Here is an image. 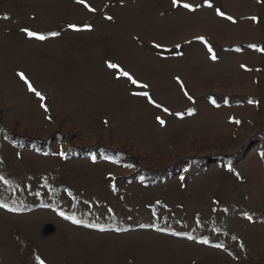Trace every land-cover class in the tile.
<instances>
[{"label":"rangeland","instance_id":"rangeland-1","mask_svg":"<svg viewBox=\"0 0 264 264\" xmlns=\"http://www.w3.org/2000/svg\"><path fill=\"white\" fill-rule=\"evenodd\" d=\"M262 49L264 0H0V198L138 227L0 207V264H264Z\"/></svg>","mask_w":264,"mask_h":264},{"label":"snow or ice","instance_id":"snow-or-ice-1","mask_svg":"<svg viewBox=\"0 0 264 264\" xmlns=\"http://www.w3.org/2000/svg\"><path fill=\"white\" fill-rule=\"evenodd\" d=\"M80 2L83 3L84 0H80ZM173 3H174V5H177V4H178V0H173ZM183 7H185V8H191L192 6L189 5V4H184ZM91 10L94 11V9H91ZM218 14L221 15V16L224 15V13H223V12H220L219 10H218ZM4 18H7V17H4ZM227 18H228L229 20L232 19V17H227ZM252 19L255 20L256 18L253 17ZM69 27L75 28L76 26H75V25H70ZM86 27H90V26H86ZM24 31L27 33V35H28L29 37H35V38H37V39H39V40H45V39L47 38L45 35H41V34H38V33H36V32L29 31V30H27V29H24ZM49 35H51V36H57V35H59V33L53 32V33H50ZM200 39H203V38H200ZM157 47H160V46L157 45ZM251 47H255V46H251ZM209 51H211V48H209ZM262 51H264V49H262ZM216 58H217V57H216L215 55L212 56V59H213V60H215ZM108 66H109L110 68H117V67H118V65L111 64V63H110ZM19 75L21 76V79L25 80V82L28 83L29 90L35 92L36 95L40 96L41 99L43 100V99H44L43 95H42L41 93H39V92H36V89L31 85L30 82L27 81V77H26L23 73H20ZM122 75L125 76V77H128L129 80H130L133 84H137V85H139V82L136 81L134 78H132L131 75H130L128 72L124 71V72H122ZM142 87H147V85H142ZM142 95H144V96H148V93L145 92V93H142ZM152 102L154 103V101H152ZM250 102H251V101H250ZM164 111L167 112L168 109H164ZM189 114H191V111L189 112ZM160 123H161V124H164L165 122H164L163 120H160ZM62 155H63V154H62ZM2 179H3V177L0 176V180H2ZM0 207L5 208V209H8L9 211H13V212L21 210V209H17V208H15V207H13V208H9L8 204H7L6 202H4V201L2 200V198H0ZM60 215H61V216H64V213L61 212ZM65 218H66V219H69V220H72V221H73L74 223H76V224H81V223L83 222L82 220L76 219L74 216H68V217H65ZM248 219L251 220L252 217H251V216H248ZM86 226H87V227H90V228H98V229L101 230V231H104V230H105V229H104L103 227H101L99 224H95V223L87 224ZM141 227H152V225H141ZM115 230H116V231H122V229H119V228H117V229H115ZM157 230H159V231H165V229H163V228H159V229H157ZM173 235L181 236V235H185V234H183V233H173ZM188 238H189V239H193V237H191V236H188ZM202 242H203V243H208L207 240H204V241H202ZM217 247H219V245H217ZM40 264H45V262H44L43 260H41V261H40Z\"/></svg>","mask_w":264,"mask_h":264},{"label":"trees","instance_id":"trees-1","mask_svg":"<svg viewBox=\"0 0 264 264\" xmlns=\"http://www.w3.org/2000/svg\"><path fill=\"white\" fill-rule=\"evenodd\" d=\"M13 137L17 138V137H21V136L18 135V134H14ZM22 137H23V136H22ZM25 139H27V140H34V139L30 138V137H25ZM3 201H4V200H3ZM4 202H5V201H4ZM6 203H7V202H6ZM7 204H8V203H7ZM8 206H9V208H13V207H15V208H17V209H21V210H19V211H15V212H28V211L34 210V209H36V208H39V207H51V208H53L54 210H56L59 214L62 212L57 206L52 205V204H46V203H41V204H39V205L28 206V207H21V208H20V207L13 206V205H10V204H8ZM68 216H70V215L64 213V217H68ZM76 219H79V218H76ZM79 220H82V221H83L80 225H84V226H86L87 224H91V223H93V222H90V221L85 220V219H79ZM71 221H72V220H71ZM95 224H96V223H95ZM146 225H152V227H143V228H153V229H155V230H157V229H159V228H163V229H165V231H162V232H167V233H171V234H173V233H181V232H178V231H174V230L168 229L167 227H163V226L158 225V224H146ZM100 226L103 227L105 230H115V229L119 228V229H122V231H127V230H130V229L138 228V227H136V226L132 227V226L124 225V224H117V225H100ZM140 227H141V226H140ZM97 229H98V228H97ZM115 231H116V230H115ZM158 231H159V230H158ZM183 234H185V235H181L182 237H187V238H188V236H191V237H193V239L198 240V241H201V242L204 241V240H207V239H205V238L199 237V236L194 235V234H192V233H186V232H183ZM207 241H208V240H207ZM208 243H210V242L208 241Z\"/></svg>","mask_w":264,"mask_h":264}]
</instances>
